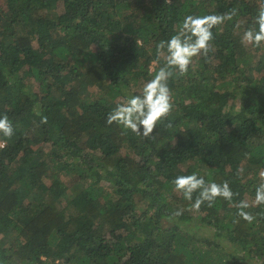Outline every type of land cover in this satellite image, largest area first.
Instances as JSON below:
<instances>
[{"label": "trees", "instance_id": "1", "mask_svg": "<svg viewBox=\"0 0 264 264\" xmlns=\"http://www.w3.org/2000/svg\"><path fill=\"white\" fill-rule=\"evenodd\" d=\"M261 8L0 0V114L14 126L0 135V264H264V43L242 41ZM233 11L171 79L174 108L153 139L106 123L165 63L157 45L184 16ZM194 171L228 181L232 200L194 208L171 182Z\"/></svg>", "mask_w": 264, "mask_h": 264}, {"label": "clouds", "instance_id": "2", "mask_svg": "<svg viewBox=\"0 0 264 264\" xmlns=\"http://www.w3.org/2000/svg\"><path fill=\"white\" fill-rule=\"evenodd\" d=\"M233 15L235 11L225 14L184 16L176 31L157 45L165 54V63L143 83L138 93L126 94L122 102L108 112L106 123L115 124L122 132L131 131L145 139H153L154 128L158 124L162 125L174 108L171 79L174 75L186 74L194 57L208 53L210 42L214 39L212 29L223 23L225 19H231ZM242 41L254 47L264 43V8L258 10L253 26L244 30ZM40 122L46 123L47 117L41 115ZM13 134V123L6 114H0V135L11 138ZM261 176H264V172ZM171 182L174 189L181 193L185 200L193 201L192 206L197 209L205 202L211 206L217 198L231 201L235 195L228 181L216 183L206 180L203 175L195 171L187 175H176ZM254 204L264 205V182L256 187ZM249 207L248 202L240 201L238 215L251 223L256 217L251 212L245 211ZM181 214L180 210L174 213L175 216Z\"/></svg>", "mask_w": 264, "mask_h": 264}, {"label": "built area", "instance_id": "3", "mask_svg": "<svg viewBox=\"0 0 264 264\" xmlns=\"http://www.w3.org/2000/svg\"><path fill=\"white\" fill-rule=\"evenodd\" d=\"M6 145V141L0 137V148H3Z\"/></svg>", "mask_w": 264, "mask_h": 264}, {"label": "rangeland", "instance_id": "4", "mask_svg": "<svg viewBox=\"0 0 264 264\" xmlns=\"http://www.w3.org/2000/svg\"><path fill=\"white\" fill-rule=\"evenodd\" d=\"M263 71H264V70H263ZM103 180H105V179H103ZM103 180H101L100 175L97 174V178L95 179V182H97V183H102ZM99 181H100V182H99ZM104 183H105V182H104Z\"/></svg>", "mask_w": 264, "mask_h": 264}]
</instances>
